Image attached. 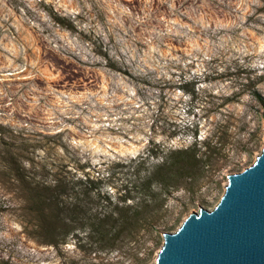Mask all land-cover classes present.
Wrapping results in <instances>:
<instances>
[{
	"label": "rangeland",
	"instance_id": "obj_1",
	"mask_svg": "<svg viewBox=\"0 0 264 264\" xmlns=\"http://www.w3.org/2000/svg\"><path fill=\"white\" fill-rule=\"evenodd\" d=\"M263 102L264 0H0V264H155L261 153Z\"/></svg>",
	"mask_w": 264,
	"mask_h": 264
},
{
	"label": "water",
	"instance_id": "obj_2",
	"mask_svg": "<svg viewBox=\"0 0 264 264\" xmlns=\"http://www.w3.org/2000/svg\"><path fill=\"white\" fill-rule=\"evenodd\" d=\"M163 238L155 264H264V146L252 165L228 175L213 209L190 213Z\"/></svg>",
	"mask_w": 264,
	"mask_h": 264
},
{
	"label": "trees",
	"instance_id": "obj_3",
	"mask_svg": "<svg viewBox=\"0 0 264 264\" xmlns=\"http://www.w3.org/2000/svg\"><path fill=\"white\" fill-rule=\"evenodd\" d=\"M262 105L264 108V102ZM174 153L175 155L172 158L173 160L165 161V163L161 167L165 169V174L167 176L174 175L176 177L175 179V182H176L181 177H186L188 174H193L196 166H198V163L202 159L199 157L198 152H196V149H194L193 147L175 150ZM151 183H152V180L151 179L148 180L147 185H146L145 195L151 196L153 199H155L154 201H148L145 198L143 202L139 204V206L128 207V208H125L124 210H121V213L119 214L118 219L113 218V214L107 215L105 216V218L101 219V221L105 223L106 221L109 220V217L112 216L113 221H114L113 227H115L116 223H118V225L120 226L118 227L119 229H117L116 232L113 233V228L107 229L106 226H101V228L97 229V231L103 236L113 233V239L120 238L121 236H123L122 235L123 233L130 234L133 229L131 228L132 225H134V228H135L137 223H139L141 219L145 218L146 212L152 213L154 208H158L160 206V203L156 202L157 194L150 190ZM152 218L153 216L148 217L147 219L148 223ZM167 230H170V228H167Z\"/></svg>",
	"mask_w": 264,
	"mask_h": 264
}]
</instances>
